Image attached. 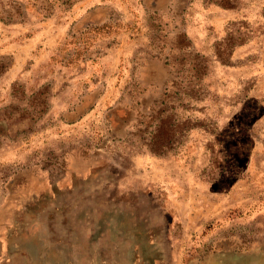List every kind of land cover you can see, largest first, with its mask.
Wrapping results in <instances>:
<instances>
[{
	"label": "rangeland",
	"instance_id": "obj_1",
	"mask_svg": "<svg viewBox=\"0 0 264 264\" xmlns=\"http://www.w3.org/2000/svg\"><path fill=\"white\" fill-rule=\"evenodd\" d=\"M0 264H264V0H0Z\"/></svg>",
	"mask_w": 264,
	"mask_h": 264
}]
</instances>
